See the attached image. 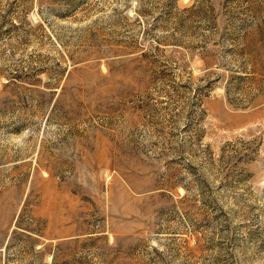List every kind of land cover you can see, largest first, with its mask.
Instances as JSON below:
<instances>
[{"label":"rangeland","instance_id":"1","mask_svg":"<svg viewBox=\"0 0 264 264\" xmlns=\"http://www.w3.org/2000/svg\"><path fill=\"white\" fill-rule=\"evenodd\" d=\"M0 264H264V0H0Z\"/></svg>","mask_w":264,"mask_h":264}]
</instances>
